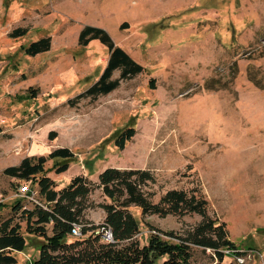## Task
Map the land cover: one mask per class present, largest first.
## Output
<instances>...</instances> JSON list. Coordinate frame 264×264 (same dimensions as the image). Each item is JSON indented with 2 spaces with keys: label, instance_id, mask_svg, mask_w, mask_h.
Masks as SVG:
<instances>
[{
  "label": "rangeland",
  "instance_id": "rangeland-1",
  "mask_svg": "<svg viewBox=\"0 0 264 264\" xmlns=\"http://www.w3.org/2000/svg\"><path fill=\"white\" fill-rule=\"evenodd\" d=\"M86 25L105 28L144 67L97 98L80 95L109 51L99 40L79 44ZM19 27L27 33L12 37ZM45 36L49 51L25 52ZM128 127L136 134L120 150L115 139ZM58 147L75 153L62 173L48 157ZM42 156L56 189L80 174L97 184L112 166L150 170L155 180L144 188L154 202L172 189L201 194L242 253L226 249L225 262L264 264V0H0V219L14 215L25 228L16 200L24 209L45 203L37 185L4 172ZM26 183L32 198L19 193ZM111 202L95 186L84 222L102 225ZM132 210L142 243L152 227L186 236L202 221ZM24 233L18 264H30L42 244ZM192 250L194 264L210 263V249Z\"/></svg>",
  "mask_w": 264,
  "mask_h": 264
},
{
  "label": "trees",
  "instance_id": "trees-1",
  "mask_svg": "<svg viewBox=\"0 0 264 264\" xmlns=\"http://www.w3.org/2000/svg\"><path fill=\"white\" fill-rule=\"evenodd\" d=\"M26 33V28L19 27L11 36L19 37ZM92 40H99L108 48L109 58L99 79L81 97L97 98L109 94L119 87L121 80L132 78L144 70L142 64L115 43L105 28L84 26L78 37L79 44L87 46ZM51 44L52 38L45 36L30 42L25 52L36 56L49 51ZM115 70H120L121 75L113 79ZM151 87L154 88V83ZM53 134L50 133L51 139ZM135 134V127L126 128L115 139V145L124 150ZM48 157L57 173H62L75 160V153L68 147H58ZM34 159L26 157L19 165L4 170L7 175L37 185L45 203L38 202L33 208L24 209L23 201L16 200L13 210L15 214L21 212L25 228L14 215L0 219V264H18L15 252L25 251L28 246L24 232L42 240L38 256L30 264H194L193 245L213 252L209 264H228L225 262L226 249L242 255L229 238L226 223L210 216L209 203L203 195L172 189L154 202L153 193L144 188L149 181L155 180L148 169L110 166L100 172L97 184L80 174L66 186L56 189L55 181L46 175L44 169L47 158L39 157L36 162ZM95 186L102 188L112 202L102 205L106 212L105 222L88 226V222H84L86 201ZM134 207L141 209L142 214H159L162 217L196 213L202 216V221L186 236L152 227L154 232L149 234L147 242L142 243L140 221L132 210ZM75 224H81V236L73 234ZM106 230H111L112 240L105 238Z\"/></svg>",
  "mask_w": 264,
  "mask_h": 264
},
{
  "label": "built area",
  "instance_id": "built-area-1",
  "mask_svg": "<svg viewBox=\"0 0 264 264\" xmlns=\"http://www.w3.org/2000/svg\"><path fill=\"white\" fill-rule=\"evenodd\" d=\"M19 193L26 197V198H32L34 191L32 190L31 184L30 183H26L25 186H20L19 187ZM2 202V200L0 199V203ZM73 234L75 236H81L82 232H81V224H75L74 228H73ZM105 238L107 240H112V232L111 230H106L105 231Z\"/></svg>",
  "mask_w": 264,
  "mask_h": 264
},
{
  "label": "crops",
  "instance_id": "crops-1",
  "mask_svg": "<svg viewBox=\"0 0 264 264\" xmlns=\"http://www.w3.org/2000/svg\"><path fill=\"white\" fill-rule=\"evenodd\" d=\"M85 175V174H84ZM87 176V175H86Z\"/></svg>",
  "mask_w": 264,
  "mask_h": 264
}]
</instances>
